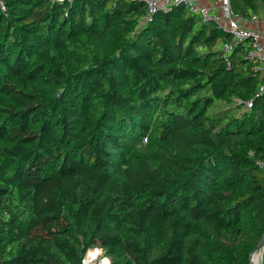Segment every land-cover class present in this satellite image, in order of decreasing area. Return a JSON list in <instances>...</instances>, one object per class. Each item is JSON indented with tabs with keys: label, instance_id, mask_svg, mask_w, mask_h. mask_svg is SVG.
I'll use <instances>...</instances> for the list:
<instances>
[{
	"label": "trees",
	"instance_id": "16d2710c",
	"mask_svg": "<svg viewBox=\"0 0 264 264\" xmlns=\"http://www.w3.org/2000/svg\"><path fill=\"white\" fill-rule=\"evenodd\" d=\"M0 264H250L264 95L186 6L3 0ZM249 18L264 0H231ZM247 102H251L249 107Z\"/></svg>",
	"mask_w": 264,
	"mask_h": 264
},
{
	"label": "built area",
	"instance_id": "2783aa9c",
	"mask_svg": "<svg viewBox=\"0 0 264 264\" xmlns=\"http://www.w3.org/2000/svg\"><path fill=\"white\" fill-rule=\"evenodd\" d=\"M140 1H142L147 8V13L143 16V20H147L158 10L184 3L192 13L199 15L202 21L216 23L224 31L229 32L231 38L222 46L226 54L232 51L237 45L247 43V56L256 62L257 68L261 72L258 94L264 95V5L260 9V13H252L249 18H245L234 13L231 0H212L211 2H209V0ZM0 6L3 9L5 8L3 0H0ZM247 105L251 107L252 103L247 102ZM259 164L264 173V160L259 161ZM91 250L93 249L91 248L87 251L88 253L86 252L87 255L85 254L86 256H84L82 264H86V257ZM262 250L263 251L259 252V254L261 253L260 261L263 259L264 255V248Z\"/></svg>",
	"mask_w": 264,
	"mask_h": 264
},
{
	"label": "rangeland",
	"instance_id": "374dc122",
	"mask_svg": "<svg viewBox=\"0 0 264 264\" xmlns=\"http://www.w3.org/2000/svg\"><path fill=\"white\" fill-rule=\"evenodd\" d=\"M212 0H209V2H211ZM253 13H260V10L259 11H255V12H253ZM259 25H261V24H259ZM93 250H91V252L89 253L90 255L91 254H95V257H94V260H93V262H92V264H111L112 263V258H111V256L110 255H108V253L105 251V250H103L102 248H100V247H94V248H92ZM261 251H263V250H261ZM88 253V252H87ZM87 253H86V255H87ZM85 255V256H86ZM89 256V255H88ZM87 256V257H88ZM86 257V258H87ZM260 257H261V253L259 254H257V256L255 257V262H256V264H264V255H263V259L260 261ZM96 260V261H95Z\"/></svg>",
	"mask_w": 264,
	"mask_h": 264
},
{
	"label": "water",
	"instance_id": "95a60500",
	"mask_svg": "<svg viewBox=\"0 0 264 264\" xmlns=\"http://www.w3.org/2000/svg\"><path fill=\"white\" fill-rule=\"evenodd\" d=\"M182 6H185L184 3L181 4ZM264 248V234L260 240V242L257 244V246L254 248V250L251 253L250 256V264H256L255 257L257 254Z\"/></svg>",
	"mask_w": 264,
	"mask_h": 264
},
{
	"label": "bare ground",
	"instance_id": "6f19581e",
	"mask_svg": "<svg viewBox=\"0 0 264 264\" xmlns=\"http://www.w3.org/2000/svg\"><path fill=\"white\" fill-rule=\"evenodd\" d=\"M95 254H89V256L86 258V264H92L94 260Z\"/></svg>",
	"mask_w": 264,
	"mask_h": 264
},
{
	"label": "crops",
	"instance_id": "0c3cea01",
	"mask_svg": "<svg viewBox=\"0 0 264 264\" xmlns=\"http://www.w3.org/2000/svg\"><path fill=\"white\" fill-rule=\"evenodd\" d=\"M212 5V4H211Z\"/></svg>",
	"mask_w": 264,
	"mask_h": 264
}]
</instances>
